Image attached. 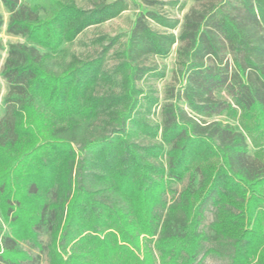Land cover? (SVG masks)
<instances>
[{"label":"trees","instance_id":"1","mask_svg":"<svg viewBox=\"0 0 264 264\" xmlns=\"http://www.w3.org/2000/svg\"><path fill=\"white\" fill-rule=\"evenodd\" d=\"M106 1L53 2L40 20L0 0V34L22 40L0 64V264L124 263L140 235L139 264H156L152 248L160 264H264V162L223 120L264 127V0ZM130 4L123 41L97 36L86 59L61 49ZM173 49L179 90L160 99L150 61Z\"/></svg>","mask_w":264,"mask_h":264},{"label":"rangeland","instance_id":"2","mask_svg":"<svg viewBox=\"0 0 264 264\" xmlns=\"http://www.w3.org/2000/svg\"><path fill=\"white\" fill-rule=\"evenodd\" d=\"M25 4L29 5H35L39 9V19L44 20L45 18H53V11L52 6L53 2H62L63 0H21ZM115 0H107V3H111ZM128 1V0H127ZM164 2H167L168 0H163ZM181 4L185 5V11L193 6V3L191 0H176ZM78 5L84 9L90 8V0H76ZM135 7L130 4V10L127 12L122 13L117 18L108 21L106 23H103L97 27H90L84 30L80 35H78L72 42L70 43H63L61 46V49H63L66 52L75 53L82 59L91 58L96 55V53L99 51L98 47H95L91 44V41L95 39L97 36L106 35L110 37H114L117 35L122 36V41L127 36L132 21L134 19V16L136 14V11L134 10ZM163 12H168L169 15L175 16L178 19H181L182 13H172L167 10V8H164L162 10ZM0 39L2 43L5 45L4 51L0 55V64L2 63L5 55H6V47L9 43H17L22 42L21 39L18 38H12L5 35L4 30H2L0 34ZM151 64H155L159 70L164 71V77L160 80H149V83L154 85L157 88L158 96L160 99H162L164 92L167 90H171L172 88L174 91L179 90V84L175 80L174 71L176 70L175 65V54L174 49L172 50L171 54L164 58H155L150 61ZM113 64V60L108 61L106 64L107 67L111 66ZM5 98V90L2 82L0 81V113L2 110V103ZM149 120L151 123H157L159 121V115L158 110H155V112L150 116ZM225 121H229L231 124L236 126L239 130H241L247 138L249 151L251 155L257 156L260 160L264 162V127H259L256 130H245L244 129V120H242L239 117L235 118H223ZM76 148V147H75ZM7 180V179H6ZM11 180V179H10ZM15 181H12L13 184H16L20 181L19 178L12 179ZM197 182V180H196ZM186 185V180L183 182V184L179 185H172V190L179 192L183 186ZM13 197V196H11ZM204 221L202 223L201 229L205 232H208V226L209 224L214 220L213 212L210 208H208L205 211L204 214ZM6 229V227H4ZM264 235V234H263ZM42 240L45 242L46 238L43 237ZM107 241H105L106 243ZM140 247L138 251L133 250L132 248H128L124 254V263L122 262H116L115 264H139V261L144 259L145 257V250L143 246V235H140L139 238ZM206 247L209 246V244L205 245ZM152 248V247H151ZM153 254L156 258V264H160V260L157 257L156 251L152 248ZM138 257V258H137ZM202 256L199 257L201 259ZM151 261V259L149 260ZM227 260L223 258H218L214 255H208L203 259V264H226ZM39 264H48L47 258L45 255H40Z\"/></svg>","mask_w":264,"mask_h":264}]
</instances>
